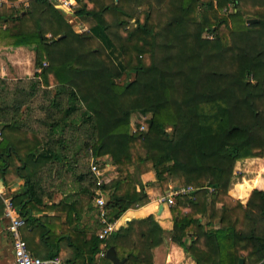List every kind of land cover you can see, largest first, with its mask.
<instances>
[{"label":"trees","instance_id":"trees-1","mask_svg":"<svg viewBox=\"0 0 264 264\" xmlns=\"http://www.w3.org/2000/svg\"><path fill=\"white\" fill-rule=\"evenodd\" d=\"M77 1L80 31L48 0L0 6V46H33L37 69L30 78L0 74V179L24 180L11 196L24 225L51 247L53 229L30 214L48 209L43 189L70 161L75 195L52 206L79 217L80 204L94 200V160L114 167L102 185L111 219L148 203L149 186L163 194L191 185L193 193L169 206L170 239L195 264H264V236L243 234L247 208L228 195L235 162L264 157V0ZM123 75L128 81L118 82ZM147 114L140 130L136 119ZM146 170L154 179L144 183ZM2 209L0 200V218ZM136 229L135 238L128 234ZM162 235L149 215L119 228L107 245L130 239L122 264H153Z\"/></svg>","mask_w":264,"mask_h":264},{"label":"crops","instance_id":"crops-1","mask_svg":"<svg viewBox=\"0 0 264 264\" xmlns=\"http://www.w3.org/2000/svg\"><path fill=\"white\" fill-rule=\"evenodd\" d=\"M65 18L68 23L76 24L77 19L75 17L70 22L67 15H65ZM34 56L33 46H0L1 77L14 80L33 77L37 71ZM40 166H42L41 162L29 164L27 168L22 170V173L24 175L31 174L33 171L39 169ZM113 170L114 167L111 164L106 165L107 177L114 174ZM233 174L234 176L228 187V195L239 200L247 208V217L244 219L242 232L246 236H264V216L261 213L263 200L260 195L264 192V158L255 157L236 161ZM142 179L144 183L152 181L154 179L153 173L150 170H146L142 174ZM23 184L24 180L21 178L10 181L7 185L9 194L12 196L22 192ZM50 185H46L45 189H43L42 205L48 209L37 208V210L31 212L30 216L42 219L51 226L53 229L51 236H46V238L52 243V246L50 247L44 238H40L38 230L24 225L20 228V236L26 242L30 253L39 258H47L49 257V252L52 251L66 264H88L90 258H92V264H109L108 260L112 263L114 262L107 258L105 254L108 248L113 247L118 260L121 261L118 264H122L125 259H121V256L124 255V250L130 246V239L127 243L122 240L119 243L112 241L113 244L110 246L107 245L108 240H113L110 237L100 242L96 237L99 231V220L95 212L94 201L90 204L87 202L83 205L80 204L78 208L80 209L79 212H81L79 217L72 211L71 213L61 211L53 207L52 204L60 198L65 197L66 194L63 196L55 195L54 189ZM237 185H240L242 189L237 190ZM147 192L150 195V201L137 208L126 210L119 218V228H127V225L131 222L152 215L163 231L162 242L152 249V263L195 264L193 255L188 253L182 245L170 239L169 232L173 225V218L168 205L162 204L163 207L159 210L160 204L156 201L157 196L160 194L159 190L153 186H149L147 187ZM216 207V212L220 213L221 204L217 203ZM196 216L201 218L202 222L206 221L205 215L201 216L197 214ZM217 221V219L212 221L215 227L218 224ZM7 223L8 220L1 215L0 264L13 263L12 237L7 231ZM139 233L140 230L136 229L128 234L135 238ZM60 235L64 236V238L57 237ZM191 240L190 236L184 237L186 245L191 243Z\"/></svg>","mask_w":264,"mask_h":264},{"label":"built area","instance_id":"built-area-1","mask_svg":"<svg viewBox=\"0 0 264 264\" xmlns=\"http://www.w3.org/2000/svg\"><path fill=\"white\" fill-rule=\"evenodd\" d=\"M54 7L61 9L67 18L72 20L75 17V7L78 5L77 0H48ZM8 5L11 7L28 6V0H0V6ZM234 4L231 3L233 7ZM76 18V17H75ZM71 23V22H70ZM76 24L77 21H76ZM75 24V25H76ZM81 30V27L79 26ZM50 36V34H48ZM210 37V36H208ZM147 126V125H146ZM146 126L139 127L140 130L145 129ZM135 131V129H134ZM90 172L92 173L95 181L96 192L94 195V207L96 209V215L99 220V231L97 237L100 240H106L111 236L120 225L119 218L111 219L109 210L106 207L108 195L102 190V185L106 180V166L100 168V165L94 160L90 161ZM196 189L191 186H177L172 187L163 194H159L156 198L157 203L172 205L175 202L176 195H189ZM212 189L210 188V191ZM0 200L3 204V216L8 220L7 231L12 237V248H13V263L12 264H66L60 257L53 256L47 258H39L33 256L28 250L26 242L20 236V227L24 225L25 220L20 216L16 206L12 201V197L8 192V187L0 179ZM103 255V253H102Z\"/></svg>","mask_w":264,"mask_h":264},{"label":"rangeland","instance_id":"rangeland-1","mask_svg":"<svg viewBox=\"0 0 264 264\" xmlns=\"http://www.w3.org/2000/svg\"><path fill=\"white\" fill-rule=\"evenodd\" d=\"M233 9V7L231 6V3H229L228 5H227V7L225 8V9H223L222 11L225 13V12H227V11H230V10H232ZM73 24V23H72ZM79 24H73L72 25V27L76 30V31H79L78 29H80L79 28ZM207 35L208 34H206V33H204L203 34V36L205 37H207ZM125 80V81H124ZM127 80V77H126V79H125V75H123L120 79H119V81L118 82H121V83H124V82H127L126 81ZM149 118H150V115L149 114H147V115H145V116H143L142 118H139V117H137V119L136 120H139L138 122H139V124L141 125V126H146V128L148 127V122H149ZM133 119H135V117H133ZM134 128H136L135 126H133ZM134 130V129H133ZM136 130V129H135ZM81 158H80V163L81 164H88L89 163V161H90V159H89V157H85V155H83V153L81 152ZM261 158H264V157H261ZM89 160V161H88ZM70 164V161H69V163H66V165L64 166V167H62V168H58L59 170H60V172H61V176H57L56 174H55V171H54V173H52L51 174V179L49 180L50 181V186L54 189V194L55 195H58V196H63V195H65L66 194V196H72V195H75L74 194V192H75V190H76V188H75V186H77V183H75V181H74V174L73 173H71L70 171H69V169L70 168H73V164L72 165H69ZM132 168H134V166L132 167ZM48 180V179H47ZM48 181V182H49ZM242 184H245V183H242ZM75 185V186H74ZM75 188V189H74ZM236 189L237 190H241L242 189V187L240 186V185H237L236 186ZM71 194V195H70ZM68 196V197H69Z\"/></svg>","mask_w":264,"mask_h":264},{"label":"water","instance_id":"water-1","mask_svg":"<svg viewBox=\"0 0 264 264\" xmlns=\"http://www.w3.org/2000/svg\"><path fill=\"white\" fill-rule=\"evenodd\" d=\"M252 21H256V19H248L247 20V22H252ZM162 207H163V205L160 204L159 210H161ZM105 255H106L107 258H109L110 260H112L114 263H117L118 264V263L121 262V261L118 260V258L116 256V251H115V249L113 247L108 248ZM242 262H243V260L240 259L239 260V264H242Z\"/></svg>","mask_w":264,"mask_h":264}]
</instances>
